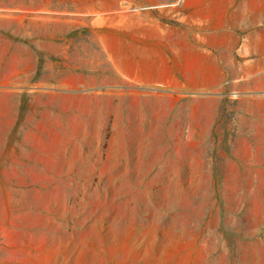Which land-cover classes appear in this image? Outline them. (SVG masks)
Here are the masks:
<instances>
[{
  "label": "rangeland",
  "instance_id": "obj_1",
  "mask_svg": "<svg viewBox=\"0 0 264 264\" xmlns=\"http://www.w3.org/2000/svg\"><path fill=\"white\" fill-rule=\"evenodd\" d=\"M117 1L0 0V228L40 264H264V90L119 80L96 35L185 0Z\"/></svg>",
  "mask_w": 264,
  "mask_h": 264
},
{
  "label": "crops",
  "instance_id": "obj_2",
  "mask_svg": "<svg viewBox=\"0 0 264 264\" xmlns=\"http://www.w3.org/2000/svg\"><path fill=\"white\" fill-rule=\"evenodd\" d=\"M106 1L112 9L119 3ZM170 18L176 23L147 10L131 16L127 27L113 25L96 35L114 76L136 88L163 86L209 94L216 103L222 91L264 90V0H185ZM56 35L38 44L48 57L60 54L57 47H64L66 54L71 47V42H52ZM47 75L58 90L69 93L88 86L90 79L53 67ZM17 119L7 118L2 139ZM14 228H0V264H40L32 257V245L14 241Z\"/></svg>",
  "mask_w": 264,
  "mask_h": 264
}]
</instances>
